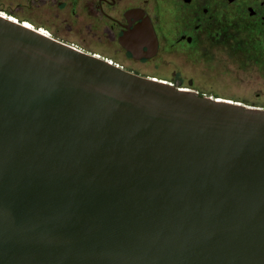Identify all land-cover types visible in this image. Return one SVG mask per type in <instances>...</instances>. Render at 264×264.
<instances>
[{"label": "water", "instance_id": "water-1", "mask_svg": "<svg viewBox=\"0 0 264 264\" xmlns=\"http://www.w3.org/2000/svg\"><path fill=\"white\" fill-rule=\"evenodd\" d=\"M0 13V264H264L263 107Z\"/></svg>", "mask_w": 264, "mask_h": 264}, {"label": "rangeland", "instance_id": "rangeland-1", "mask_svg": "<svg viewBox=\"0 0 264 264\" xmlns=\"http://www.w3.org/2000/svg\"><path fill=\"white\" fill-rule=\"evenodd\" d=\"M0 10L41 27L53 37L110 59L141 75H156L200 94L238 101L264 108V63L262 55L250 60L233 39L199 41L181 49L163 45L158 60L141 64L127 58L117 41V29L95 13L57 0H0ZM236 35L234 27L227 36ZM262 60V61H261Z\"/></svg>", "mask_w": 264, "mask_h": 264}, {"label": "flooded vegetation", "instance_id": "flooded-vegetation-1", "mask_svg": "<svg viewBox=\"0 0 264 264\" xmlns=\"http://www.w3.org/2000/svg\"><path fill=\"white\" fill-rule=\"evenodd\" d=\"M57 4H69L72 11L83 8L109 22L117 29L127 58L141 64L158 60L163 45L181 49L199 41L228 39L252 63L260 61L254 56L263 54L264 63V0H57ZM230 26L236 30L231 37Z\"/></svg>", "mask_w": 264, "mask_h": 264}, {"label": "bare ground", "instance_id": "bare-ground-1", "mask_svg": "<svg viewBox=\"0 0 264 264\" xmlns=\"http://www.w3.org/2000/svg\"><path fill=\"white\" fill-rule=\"evenodd\" d=\"M12 17H14V16H12ZM14 18H16V17H14ZM27 24H29V23H27ZM29 25H31V24H29ZM33 25V24H32Z\"/></svg>", "mask_w": 264, "mask_h": 264}, {"label": "snow or ice", "instance_id": "snow-or-ice-1", "mask_svg": "<svg viewBox=\"0 0 264 264\" xmlns=\"http://www.w3.org/2000/svg\"><path fill=\"white\" fill-rule=\"evenodd\" d=\"M0 15H2V13H0Z\"/></svg>", "mask_w": 264, "mask_h": 264}]
</instances>
